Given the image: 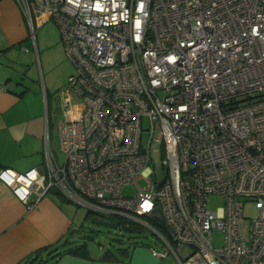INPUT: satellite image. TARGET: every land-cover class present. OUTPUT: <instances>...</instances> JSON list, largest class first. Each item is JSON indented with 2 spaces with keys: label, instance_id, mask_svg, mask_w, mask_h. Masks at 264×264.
<instances>
[{
  "label": "built area",
  "instance_id": "built-area-1",
  "mask_svg": "<svg viewBox=\"0 0 264 264\" xmlns=\"http://www.w3.org/2000/svg\"><path fill=\"white\" fill-rule=\"evenodd\" d=\"M16 1L30 22L56 25L73 71L58 123L64 161L46 143L43 167H0L13 195L30 209L54 188L136 219L161 239L151 253L178 264H264V0ZM211 195L223 204L208 208Z\"/></svg>",
  "mask_w": 264,
  "mask_h": 264
},
{
  "label": "crops",
  "instance_id": "crops-1",
  "mask_svg": "<svg viewBox=\"0 0 264 264\" xmlns=\"http://www.w3.org/2000/svg\"><path fill=\"white\" fill-rule=\"evenodd\" d=\"M31 20L16 0H0V167L20 172L43 167L45 144L50 147L40 104L42 99L45 103L49 93L47 86L55 83L44 82L40 95V79L33 78L32 73L37 74V66L40 74L43 62L51 69L54 63L63 65L66 59L59 39L45 31L48 21L40 25L32 14ZM52 58L55 60L51 62ZM71 69L68 64L66 76ZM49 193L29 209L0 181V264H34V260L27 259L30 253L55 247L70 232L71 209ZM162 246L141 243L133 246L129 254L116 253L109 259L103 252L91 253L87 248L82 255L65 253L53 264H178L172 255L159 258L151 253V248L160 250ZM40 257L45 258L46 253Z\"/></svg>",
  "mask_w": 264,
  "mask_h": 264
},
{
  "label": "rangeland",
  "instance_id": "rangeland-1",
  "mask_svg": "<svg viewBox=\"0 0 264 264\" xmlns=\"http://www.w3.org/2000/svg\"><path fill=\"white\" fill-rule=\"evenodd\" d=\"M45 25V31L50 33L48 35H50L51 38L52 36L57 37L61 43L59 30L56 25L52 21H48V23ZM53 59L55 60V58L50 59L51 62ZM68 64L71 65V70L73 71L72 63L66 56V59L63 63L64 66L61 64L56 65L54 63V66H52L51 69H47L45 62H43V65H40V74L37 66V74L32 73L34 76L33 78L36 80L40 79V95H43L42 86L44 85V82L52 80L53 83H55L52 84L53 87L47 86L49 93L46 95L45 103L42 99L40 110H43L42 112L45 113L46 134L48 136L50 148L52 149L57 161L60 164H62L64 161L65 153L60 147L58 123L62 118L63 111V105L61 102L62 92L70 87L68 81L69 74L67 76L65 74ZM31 66L32 63L30 61L28 67L31 68ZM35 82L37 83V81ZM29 83L33 84V82H30V80ZM42 150V146H40V161H43ZM150 150L152 157L151 164L154 165L157 177L159 180H161L163 177L162 146L156 141H153ZM123 192L127 194L133 193V185H126L123 188ZM49 194L60 200H57L58 202L71 209L73 220L70 232L66 235V237H64V239L55 245V248L57 247L59 250H63L84 241L91 253L104 252V250L107 249L114 252L118 247L132 249L134 245L141 243L153 245L155 247H160L162 245L161 239L158 237V235L153 232L151 228L136 219H124L115 216L114 221L117 222L116 227L103 226L91 220L90 217L87 216V205L82 204L61 192L58 194L51 190ZM223 201L224 199L221 195H211L208 202V208L215 209L217 206L222 205ZM244 214L249 217H254L257 214V210L252 202H247L245 204ZM106 217L108 218V216ZM161 230L165 233L163 229ZM66 240H70V242L66 243ZM213 240L215 245H220L223 241L222 231L215 230L213 232ZM184 251H188L187 246L184 247Z\"/></svg>",
  "mask_w": 264,
  "mask_h": 264
},
{
  "label": "trees",
  "instance_id": "trees-1",
  "mask_svg": "<svg viewBox=\"0 0 264 264\" xmlns=\"http://www.w3.org/2000/svg\"><path fill=\"white\" fill-rule=\"evenodd\" d=\"M51 190H53L54 192H56V193L59 194V191L58 190H56L54 188H51L50 191ZM87 216L90 217V219L93 220V221H95V222L100 217H103L105 219H112V220L115 219V216H112V217L110 216V217L107 218L104 215L99 214V213H96V212H93L91 210H88L87 211ZM69 242H70V240H66V243H69ZM130 250L131 249H129V248L118 247L113 252V251H110V250L107 249V250H104L103 256L105 258H108L109 259L112 256H115L116 253L118 255H126V254H129L130 253ZM43 252L46 253V257L45 258L40 257L41 253H43ZM69 252H72V253H75V254H81V255L82 254H85L87 252V246H86L85 241L82 242V243L76 244L74 246H70L68 248H65L63 250H59L57 247L56 248L55 247H53V248L42 247V248L36 249L33 253H30L28 255L27 259L28 260H34L35 261L34 264H53L61 255L65 254V253H69Z\"/></svg>",
  "mask_w": 264,
  "mask_h": 264
},
{
  "label": "water",
  "instance_id": "water-1",
  "mask_svg": "<svg viewBox=\"0 0 264 264\" xmlns=\"http://www.w3.org/2000/svg\"><path fill=\"white\" fill-rule=\"evenodd\" d=\"M146 216L149 219L155 221L160 227H162L166 232H168V234L170 236H173V233L170 230V228L164 225V220H163V217H162V215H161V213H160L159 210H153V211L147 213ZM96 222L98 224H101L103 226H108V227H116L117 226L116 221H114V220H107V219H105L103 217L98 218L96 220Z\"/></svg>",
  "mask_w": 264,
  "mask_h": 264
}]
</instances>
